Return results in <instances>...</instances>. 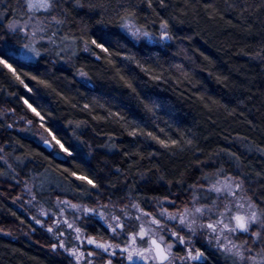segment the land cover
I'll use <instances>...</instances> for the list:
<instances>
[{"label": "snow or ice", "instance_id": "snow-or-ice-1", "mask_svg": "<svg viewBox=\"0 0 264 264\" xmlns=\"http://www.w3.org/2000/svg\"><path fill=\"white\" fill-rule=\"evenodd\" d=\"M201 13L264 26V0H0V180L19 189L11 215L41 233L52 264H264V164L252 163L264 143L225 136L206 153L161 96L195 87L164 57ZM250 58L264 64V46ZM101 71L118 105L98 92ZM192 95L257 127L243 99Z\"/></svg>", "mask_w": 264, "mask_h": 264}, {"label": "trees", "instance_id": "trees-1", "mask_svg": "<svg viewBox=\"0 0 264 264\" xmlns=\"http://www.w3.org/2000/svg\"><path fill=\"white\" fill-rule=\"evenodd\" d=\"M176 2L180 3L181 0ZM218 2L223 3V0ZM180 27L182 34L191 36L192 40H185L183 44L178 41L164 59L171 57L175 62L184 63L192 73L191 79L195 87H189L185 83L164 84L160 86L163 90L161 96L184 120L185 128L198 132L206 153L228 146L225 136L231 140L237 134L247 135L257 144L264 143V64L250 58L252 53L264 46V26L257 21L248 28L238 25L229 15H225L223 19L216 17L210 20L201 13L189 14L186 23ZM179 49L185 51H180L179 55L173 57L171 54L177 53ZM201 52L204 56L200 55ZM205 56L208 57L207 60L204 59ZM209 70L213 72L212 76L207 74ZM101 76L103 78L98 81V92L108 93L106 99L115 96L116 99L111 102L118 105L120 91L123 90L114 91L118 86L104 76L102 71ZM215 76L227 77L228 88L218 83ZM193 92L197 96L211 95L222 102L243 99L255 117L257 127L251 129L245 120L229 117L222 108L209 114L196 96L192 95ZM233 106L235 105L229 104V107ZM210 118L215 121V125L210 122ZM23 135L26 134H21ZM237 148L240 152L244 151L242 145L237 144ZM203 158L202 156L201 159ZM161 162L170 168H182L187 164V160L180 158H162ZM252 163L261 165L264 161L253 157ZM18 191L19 189H13L0 180V227L14 233L11 237L0 234V264H52L49 253L36 243L37 240L41 244L46 243L41 239V233L38 231L35 235L25 236L23 232L28 231L27 227L20 226L11 215L10 210L17 215L21 214L18 204H13L11 200V196Z\"/></svg>", "mask_w": 264, "mask_h": 264}]
</instances>
